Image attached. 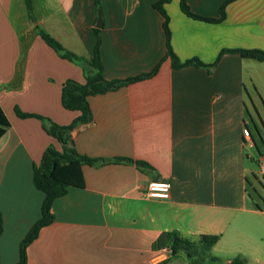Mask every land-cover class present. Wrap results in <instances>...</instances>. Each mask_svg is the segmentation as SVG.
<instances>
[{"label": "crops", "instance_id": "obj_1", "mask_svg": "<svg viewBox=\"0 0 264 264\" xmlns=\"http://www.w3.org/2000/svg\"><path fill=\"white\" fill-rule=\"evenodd\" d=\"M98 1L99 7L95 0H31V19L24 0H0V107L8 120L0 136V264L17 262L20 241L40 216L44 194L32 182L34 166L46 147L62 149L39 118L19 117L14 108L67 125L79 112L61 105L62 83L85 81L86 61L59 56L36 26L84 59L92 55L97 28L107 79L159 68L88 97L92 119L71 131L73 144L106 161L54 164L51 177L67 191L52 203V222L26 247L27 261L155 264L153 241L176 231L191 239L218 235L210 253L222 262L240 257L264 264V194L255 187L264 186V61L228 51L207 66L223 49L264 50V0L229 1L219 22L187 16L179 0L166 3L172 50L181 61L205 64L180 68L164 59L155 0ZM223 1L186 0L205 17L219 16ZM116 157L132 162L112 161ZM151 180L168 181L169 197L145 196ZM173 258L187 264L182 255Z\"/></svg>", "mask_w": 264, "mask_h": 264}, {"label": "trees", "instance_id": "obj_2", "mask_svg": "<svg viewBox=\"0 0 264 264\" xmlns=\"http://www.w3.org/2000/svg\"><path fill=\"white\" fill-rule=\"evenodd\" d=\"M170 0H155L153 7L162 15V26L165 32L166 38V52L164 59L170 60L172 68H180L185 65H197L205 66L197 58L187 59L181 61L170 44V31L168 28V15L164 9V5ZM232 0H224L219 7V16L217 17H205L193 13L186 0H179V6L181 11L189 17L208 21L219 22L225 17V5ZM26 12L29 18L33 19L31 0H24ZM95 4L99 7V1L95 0ZM38 35L41 39L50 46L59 56L68 59L70 61L84 63L83 70L85 75V81L80 83L73 79H66L61 86L60 101L61 105L68 110L78 111V116L67 125L57 124L50 119L32 113L21 111L15 107L14 111L19 117L34 116L39 118L43 123V128L47 134L54 137L61 145V150L55 149L53 146H48L44 149L40 162L34 166L32 173V182L34 186L40 190L44 196L40 207L39 218L31 225L27 233L21 239L19 244L18 260L15 264H30L27 261L26 247L32 242L38 235L39 230L53 220V214L51 212V206L53 201L67 191L66 184L64 182L55 180L51 177L54 164L58 161H71L77 160L83 164L94 165L104 162L106 160L102 158L89 157L87 155L79 153L73 144L71 131L78 125L91 121L92 113L88 102V97L92 95L102 94L110 90H115L123 85L130 84L134 81L143 80L145 78L153 76L158 68L159 64L154 66L149 72H144L135 76L127 77L124 79H107L103 75V65L100 57V37L98 35V29L95 28L96 41L93 47L92 55L89 59H84L73 52L65 49L52 35L48 32L36 26ZM236 52L242 57L256 59L264 61V50L257 48H236V49H223L220 51L217 59L214 63L207 65L213 67L220 55L223 52ZM8 126V120L0 107V136L4 133L5 127ZM112 161H126L132 162L130 158L116 157ZM135 163L141 168H150V166L143 161H135ZM3 229L2 215L0 212V234ZM218 235L215 234H201L196 238H187L178 234L176 231H164L161 232L157 238L153 241L152 247L156 250L163 247H169L172 250L173 257L178 255L184 256L187 264H244L245 259L235 257L229 262H222L210 253L211 248L218 240ZM169 261V260H168ZM168 261H161L155 264H166Z\"/></svg>", "mask_w": 264, "mask_h": 264}, {"label": "built area", "instance_id": "obj_3", "mask_svg": "<svg viewBox=\"0 0 264 264\" xmlns=\"http://www.w3.org/2000/svg\"><path fill=\"white\" fill-rule=\"evenodd\" d=\"M243 136H248L249 130L247 127L242 129ZM260 172L264 174V166L260 167ZM145 196L150 198H160L166 199L170 195V184L166 180H151L146 184ZM173 257L172 250L169 247H163L156 250L154 256L151 258V261L161 262L168 261Z\"/></svg>", "mask_w": 264, "mask_h": 264}, {"label": "water", "instance_id": "obj_4", "mask_svg": "<svg viewBox=\"0 0 264 264\" xmlns=\"http://www.w3.org/2000/svg\"><path fill=\"white\" fill-rule=\"evenodd\" d=\"M101 25H102L101 13H100V11H98L95 26L100 27ZM166 264H184V263L177 258H173V259L169 260Z\"/></svg>", "mask_w": 264, "mask_h": 264}, {"label": "rangeland", "instance_id": "obj_5", "mask_svg": "<svg viewBox=\"0 0 264 264\" xmlns=\"http://www.w3.org/2000/svg\"><path fill=\"white\" fill-rule=\"evenodd\" d=\"M263 94H264V89H263ZM256 134V133H255ZM260 151H261V153H262V156L264 157V146L262 145V143H260ZM254 166L256 167L257 165L254 163ZM260 172V171H259ZM261 173V172H260ZM262 174V173H261ZM260 174V175H261ZM264 174H262L261 176H263ZM259 177V180H261V182H263L264 183V179L262 178V177ZM258 183V182H257ZM255 187H256V189L259 191V192H262L263 194H264V186L263 185H261V184H256L255 185ZM252 190V189H251ZM252 192H253V190H252Z\"/></svg>", "mask_w": 264, "mask_h": 264}]
</instances>
